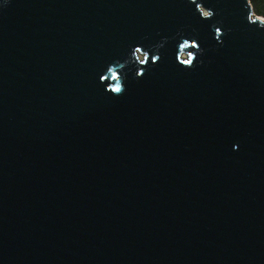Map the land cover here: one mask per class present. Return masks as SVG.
<instances>
[{"label":"water","instance_id":"1","mask_svg":"<svg viewBox=\"0 0 264 264\" xmlns=\"http://www.w3.org/2000/svg\"><path fill=\"white\" fill-rule=\"evenodd\" d=\"M0 264H264L251 0H0Z\"/></svg>","mask_w":264,"mask_h":264},{"label":"snow or ice","instance_id":"2","mask_svg":"<svg viewBox=\"0 0 264 264\" xmlns=\"http://www.w3.org/2000/svg\"><path fill=\"white\" fill-rule=\"evenodd\" d=\"M197 7H199V5H197ZM201 11H203V10L201 9ZM204 15H205V13H204ZM205 16H209V15H205ZM216 31H217V33H219V32H220V29L217 28ZM192 47H199V45L193 44ZM140 51H141V48H139V47H136V48H135V52L138 53V52H140ZM138 59H139V57H138ZM148 59H149V58H148L147 56H145L144 59H141V60H140V63H141V64H146V63L148 62ZM157 60H159V57H156V56L151 57V61H152V64H153V65L156 64V61H157ZM184 63H185V64H191L192 61H190V60H185ZM137 75H139V76L142 77V76H144V72H143V71H139V72L137 73ZM115 78H116V74L113 73V79H115ZM99 79H101V80H106L107 78H106L105 76H103V75H100V76H99ZM112 91H114V92H116V93H121L122 90H121V88H120L119 86H117V87L113 88Z\"/></svg>","mask_w":264,"mask_h":264},{"label":"trees","instance_id":"3","mask_svg":"<svg viewBox=\"0 0 264 264\" xmlns=\"http://www.w3.org/2000/svg\"><path fill=\"white\" fill-rule=\"evenodd\" d=\"M251 1H253L256 4L257 14L264 16V0H251Z\"/></svg>","mask_w":264,"mask_h":264},{"label":"rangeland","instance_id":"4","mask_svg":"<svg viewBox=\"0 0 264 264\" xmlns=\"http://www.w3.org/2000/svg\"><path fill=\"white\" fill-rule=\"evenodd\" d=\"M253 1H251V3H252ZM254 3V2H253ZM253 3H252V5H253ZM253 10L255 11V13L257 14V10H256V4L254 3V5H253ZM259 15V14H258ZM259 16H262V15H259ZM262 17H264V16H262Z\"/></svg>","mask_w":264,"mask_h":264},{"label":"clouds","instance_id":"5","mask_svg":"<svg viewBox=\"0 0 264 264\" xmlns=\"http://www.w3.org/2000/svg\"><path fill=\"white\" fill-rule=\"evenodd\" d=\"M205 15H210V13H208V12H205Z\"/></svg>","mask_w":264,"mask_h":264}]
</instances>
